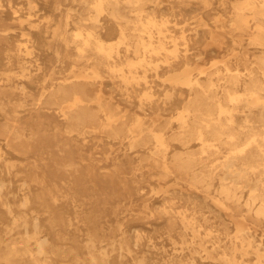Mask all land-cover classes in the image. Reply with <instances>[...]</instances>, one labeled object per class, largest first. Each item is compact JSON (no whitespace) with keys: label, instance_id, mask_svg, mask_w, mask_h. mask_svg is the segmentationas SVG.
<instances>
[{"label":"bare ground","instance_id":"bare-ground-1","mask_svg":"<svg viewBox=\"0 0 264 264\" xmlns=\"http://www.w3.org/2000/svg\"><path fill=\"white\" fill-rule=\"evenodd\" d=\"M0 152L3 261L264 264V0H0Z\"/></svg>","mask_w":264,"mask_h":264},{"label":"rangeland","instance_id":"rangeland-1","mask_svg":"<svg viewBox=\"0 0 264 264\" xmlns=\"http://www.w3.org/2000/svg\"><path fill=\"white\" fill-rule=\"evenodd\" d=\"M188 1V0H185ZM221 2L225 1V0H219ZM47 15L46 13H42L39 17H37L38 22H41L43 25L45 26H49V27H53L54 23L52 24H48V22H46L45 17ZM218 16H220V18H224V15L222 12L218 13ZM218 34L224 38L227 39L228 36L230 35L229 33L225 32V31H220L218 32ZM43 52V51H42ZM44 53V52H43ZM93 142L91 144H89V146L87 147V149H91L95 146H97V142H94V140H92ZM104 147L109 148L111 147V144L108 143L106 140L103 143ZM4 154V153H3ZM0 156H1V152H0ZM14 153L11 154H4L5 158H12V159H16L17 156ZM121 159V154L118 153L115 155L114 159L112 158H107L104 160V162L102 163L103 165L109 166V167H115L118 163L119 160ZM4 168V163L3 161L0 159V178L1 176H5L7 179H12L13 183H12V187H14V183H15V189H13V195H14V199L16 201V204L18 206H21L20 204V200L23 199V195L19 192V182L17 181V179L15 177H13V175L11 173H9L8 171L3 172L2 169ZM19 168H22L21 163H19ZM93 188V187H92ZM94 190H91V195H95L96 193H94ZM134 198L137 200L135 201L136 204L140 205V203H142V199L135 195ZM74 198H68L63 196L61 193L58 194V207L60 208V210H66L69 212V214L67 215L69 217V221L67 223V229L68 232H66V237H68L70 240H74L79 242V244L81 245V251L85 254L86 253V248H85V236L82 234V232H80L81 228H85V226L81 223L80 218H79V211H80V207L82 206V201L81 200H77ZM110 202H112L113 205H116L118 203H122L123 206V211H122V215L123 216H128V218H131L133 215H135L137 213L138 208H140L141 206H137V207H132L131 206V202L130 200H126L123 196H120L118 198H113L110 199ZM33 201H29L27 202L25 205H23L26 209H30L33 206ZM23 207V208H24ZM79 210V211H78ZM109 218H107L104 222L106 225H108L109 221H114L115 220V216L113 215V211L109 210ZM0 216H1V221L3 223V225H7L10 223V219L8 217V215L4 212L3 206L0 204ZM70 218H71V223H70ZM39 221H41V223L46 224V220L45 218L41 217L40 219H38ZM134 221H131V223H133ZM32 227L31 226H26L25 230H30ZM4 252L3 249H0V254L2 255ZM121 256L123 258H125V260H127L128 262H132L131 261V257L129 255H127L125 252H121L119 251V253L117 252V254H115V257ZM13 263L12 262H6L3 261L2 259H0V264H19L20 260H18V258H14L13 259ZM56 264H59L58 262H56ZM133 264V263H131Z\"/></svg>","mask_w":264,"mask_h":264}]
</instances>
